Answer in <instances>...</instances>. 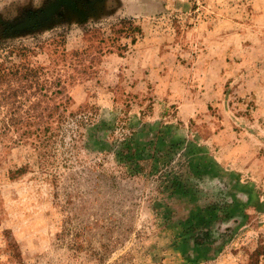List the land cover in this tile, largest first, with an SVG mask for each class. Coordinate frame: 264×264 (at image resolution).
<instances>
[{
    "label": "rangeland",
    "instance_id": "obj_1",
    "mask_svg": "<svg viewBox=\"0 0 264 264\" xmlns=\"http://www.w3.org/2000/svg\"><path fill=\"white\" fill-rule=\"evenodd\" d=\"M23 60L0 264H264V0H0Z\"/></svg>",
    "mask_w": 264,
    "mask_h": 264
},
{
    "label": "trees",
    "instance_id": "obj_2",
    "mask_svg": "<svg viewBox=\"0 0 264 264\" xmlns=\"http://www.w3.org/2000/svg\"><path fill=\"white\" fill-rule=\"evenodd\" d=\"M13 49L14 47L10 49V52ZM19 50L23 52L26 48L20 47ZM42 74L38 67L31 66L25 60L7 65L0 64V129L2 132H17L20 140L34 131L40 133L46 129L44 118L39 111L40 103L30 101L31 97L37 99L46 95L40 83ZM1 114L5 115V118H2ZM32 127L35 128L32 129ZM10 138L14 140L13 137Z\"/></svg>",
    "mask_w": 264,
    "mask_h": 264
}]
</instances>
